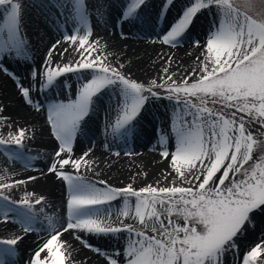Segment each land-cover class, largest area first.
Listing matches in <instances>:
<instances>
[{
    "label": "snow or ice",
    "instance_id": "snow-or-ice-1",
    "mask_svg": "<svg viewBox=\"0 0 264 264\" xmlns=\"http://www.w3.org/2000/svg\"><path fill=\"white\" fill-rule=\"evenodd\" d=\"M119 3L113 18L100 0L92 8L88 0H41L42 10L61 9L65 26L37 62L24 0H0V73L20 101V119L0 103V154L9 167L34 168L42 157L30 155L26 142L45 130L53 142L46 172L34 169L39 177L0 176L7 233L0 264H20V246L32 237L23 264H95L83 258L89 253L99 264H229V255L231 264H264V235L254 246L245 243L257 227L264 232V0H183L171 21L176 0H161L155 16L146 13L148 0ZM94 16L120 35L141 21L140 39L154 36L152 45L176 48L188 37L198 53L194 64L183 69L162 53L154 76L135 77L130 61L120 62L94 38ZM201 17L206 27L193 38ZM159 20L164 27L156 31ZM9 60L28 63L27 75ZM155 101H167L152 145L158 175L149 179L138 165L117 184L101 179V163L111 169L122 153L139 155L130 142ZM103 153L116 159L107 162ZM49 177L59 202L29 191ZM18 190L23 194L14 199Z\"/></svg>",
    "mask_w": 264,
    "mask_h": 264
},
{
    "label": "bare ground",
    "instance_id": "bare-ground-1",
    "mask_svg": "<svg viewBox=\"0 0 264 264\" xmlns=\"http://www.w3.org/2000/svg\"><path fill=\"white\" fill-rule=\"evenodd\" d=\"M152 2V4L155 3L154 1ZM25 5V30L31 41L33 49L37 53L36 60L39 62L40 55L44 52L45 48L50 47L49 42H54V38H60L59 32L62 31L64 27H59L56 24L57 21L52 18L49 12L36 9L31 6V4L29 5V3H26ZM180 7H182V5L177 4V7L173 8L167 14L166 19L168 21L173 20V18L177 15V9ZM108 9L111 16L114 18L116 16L117 4H110ZM164 23V20H159L155 30L159 31L160 28L164 27ZM94 26V38L100 39L102 45L106 42L109 46L108 51L115 52L117 54V58L120 59V62L128 64L130 61L131 63L128 70L135 75H143L149 72L156 74V68L159 64L158 58L162 53L167 54L168 56H174L177 62H182L183 69H188L190 65H193L194 58L198 54L192 47L191 43H186L189 41L188 37H185V40L176 48H172L167 45L162 47L159 43L152 45L149 41L151 39H156L154 36L148 37L142 41L140 37H142L144 33L141 31V28L143 27L141 21H137L135 26L131 24L125 25L123 35H120L119 27L113 29L111 23L105 25L102 21L97 19ZM204 27H206V21L202 18L199 20L197 28L194 32L189 35L195 38V35L200 33ZM189 53H191V56H189ZM109 58L112 59V57ZM153 61H157V64L154 65ZM6 63L12 70L19 73L21 77H25L29 71L28 63L24 61L18 63L14 60H9L6 61ZM51 92L48 93L49 96L51 95ZM40 99H44V96L42 95ZM0 103L9 105L8 112L13 116H16L17 105L20 103L19 97L13 82L3 73H0ZM164 115L165 112L161 108L151 106L150 112L146 114V119H142L137 128L136 138L130 142L131 147L136 153H139V155L128 157L124 156L122 153L121 158L111 169L106 168L105 164L101 163V168L104 169L105 174H102L100 178L105 179L104 177L102 178V176H107V174L112 175L115 173L122 174V177H127L126 175H130L132 172L139 170V168H137L138 165L140 168H143L151 174L149 176L150 179L157 175L158 171L155 172V170L150 167L151 164L153 165L157 163L159 159L158 152L152 151V145L156 143L155 130L159 127L160 122L164 120L162 119ZM16 118L20 119L19 116H16ZM102 119V113L99 117H93L94 123L91 125L93 130H95L98 124L102 123ZM36 120L38 121V125H42L44 123V118L42 116L36 117ZM93 139H96L98 142L96 137H93ZM52 143L53 142L49 139L46 130L43 133L37 132L34 140L26 142L27 149L31 150L29 153L30 155L39 154L42 157L33 162L34 168H25L19 163L9 167L8 163L5 162L4 157H0V176L7 175L10 179L26 178L28 175H35L39 177L40 173L34 169H44L46 172L45 165L48 162L46 154L51 151ZM87 143V138H82L83 146L86 147ZM77 152L79 153V146H77ZM102 152L103 150L99 149L97 151V156H100ZM103 156L107 162H111V160L116 159L115 157H110L108 153H103ZM32 190H35L37 193L47 194L50 199L57 202L60 200V188L57 184H54L51 177L47 179L41 178L35 184L30 183L29 191ZM14 194L22 195L23 193L18 190ZM258 229L259 227L249 233L247 240L256 238L255 235ZM6 234L5 228L2 224H0V236H4ZM32 239H36V237H32L30 240L26 241L25 244L20 246L22 250L20 264H23V262L27 259ZM65 239L71 240V237L65 236ZM258 242H260V240ZM83 258L85 260L91 259L95 262V264H99L95 253H89L88 256Z\"/></svg>",
    "mask_w": 264,
    "mask_h": 264
},
{
    "label": "rangeland",
    "instance_id": "rangeland-1",
    "mask_svg": "<svg viewBox=\"0 0 264 264\" xmlns=\"http://www.w3.org/2000/svg\"><path fill=\"white\" fill-rule=\"evenodd\" d=\"M152 1H154L155 3L154 4H152L153 2ZM56 2V0H51V3H55ZM237 2H240V0H237ZM254 2H256V3H258V0H254ZM24 3L26 4V3H29V5L31 4V6H33L34 8H36V9H39V10H42L41 9V7H40V3H41V0H24ZM98 3V0H88V4H89V7L90 8H92V7H94L96 4ZM100 3H102L105 7H109V5L110 4H112V3H116L117 4V9L120 7V3H119V0H100ZM160 3H161V0H148V4H149V7H148V9L146 10V13L148 14V15H151V16H155V14H156V12H157V10L159 9V7H160ZM176 3L177 4H183V0H176ZM43 10H45V11H47V12H49V14L52 16V18H54L56 21H57V25L59 26V27H64L65 25H64V16L63 15H58L60 12H61V9H58V8H55V7H52V8H45V9H43ZM203 17H201V19H202ZM200 19V20H201ZM97 21V18L94 16L93 17V19H92V26H93V30H95V26H94V23ZM66 27L67 28H71L72 27V24L71 23H68L67 25H66ZM189 41H187L186 43H188ZM190 43V42H189ZM135 75V74H134ZM155 74L154 73H152V72H149V73H145V74H143V75H135V77H138V78H140V79H143V80H146V79H149V78H151L152 76H154ZM75 77H72L71 78V80L69 81V83H71V84H74L75 83ZM60 90V88H59V86H57V88L56 89H54L52 92H51V95L50 96H52L53 95V92H55V91H59ZM49 96V95H48ZM167 104V101H164L163 103H161V102H159V101H155V102H153V105L152 106H154V107H158V108H161L164 112H165V115L163 116V118L162 119H165L166 118V111H165V107H164V105H166ZM0 157H3V155L2 154H0ZM150 167L153 169V170H155V172H157L158 171V169H157V163H155V164H151L150 165ZM158 175V174H157ZM126 176H128V175H126ZM105 178V179H108V178H111V182L112 183H114V184H117L118 182H119V180H124V179H126V177H122V174H117V173H115V174H112V175H109V174H107V176L106 175H104V176H102V178ZM150 179V178H149ZM22 195H17V194H14L13 195V198L14 199H19L20 197H21ZM262 235H264V232H261V230H260V227H259V229L256 231V238H252V239H250V240H247V241H245V243H252V245L254 246V243H258V241L260 240V238H261V236ZM228 259H229V264H231V256L229 255V257H228Z\"/></svg>",
    "mask_w": 264,
    "mask_h": 264
}]
</instances>
